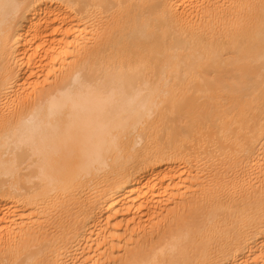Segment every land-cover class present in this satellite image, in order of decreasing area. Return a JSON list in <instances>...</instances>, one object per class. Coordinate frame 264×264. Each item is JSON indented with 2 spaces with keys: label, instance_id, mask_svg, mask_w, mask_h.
I'll return each instance as SVG.
<instances>
[{
  "label": "bare ground",
  "instance_id": "bare-ground-1",
  "mask_svg": "<svg viewBox=\"0 0 264 264\" xmlns=\"http://www.w3.org/2000/svg\"><path fill=\"white\" fill-rule=\"evenodd\" d=\"M0 264H264V0H0Z\"/></svg>",
  "mask_w": 264,
  "mask_h": 264
},
{
  "label": "rangeland",
  "instance_id": "rangeland-1",
  "mask_svg": "<svg viewBox=\"0 0 264 264\" xmlns=\"http://www.w3.org/2000/svg\"><path fill=\"white\" fill-rule=\"evenodd\" d=\"M209 169H211V167ZM115 255H118V253H116Z\"/></svg>",
  "mask_w": 264,
  "mask_h": 264
}]
</instances>
